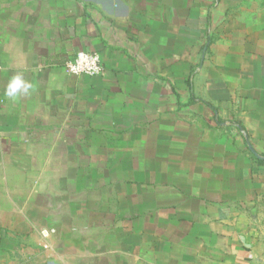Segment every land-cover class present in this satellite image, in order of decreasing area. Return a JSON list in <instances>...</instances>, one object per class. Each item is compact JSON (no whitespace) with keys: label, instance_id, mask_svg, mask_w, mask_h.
I'll list each match as a JSON object with an SVG mask.
<instances>
[{"label":"crops","instance_id":"crops-1","mask_svg":"<svg viewBox=\"0 0 264 264\" xmlns=\"http://www.w3.org/2000/svg\"><path fill=\"white\" fill-rule=\"evenodd\" d=\"M0 264H264V0H0Z\"/></svg>","mask_w":264,"mask_h":264},{"label":"built area","instance_id":"built-area-1","mask_svg":"<svg viewBox=\"0 0 264 264\" xmlns=\"http://www.w3.org/2000/svg\"><path fill=\"white\" fill-rule=\"evenodd\" d=\"M66 70L72 75H98L102 73L103 67L100 56L95 52L78 51L65 64ZM47 235V233H43Z\"/></svg>","mask_w":264,"mask_h":264},{"label":"clouds","instance_id":"clouds-1","mask_svg":"<svg viewBox=\"0 0 264 264\" xmlns=\"http://www.w3.org/2000/svg\"><path fill=\"white\" fill-rule=\"evenodd\" d=\"M32 85L24 80L20 75H15L7 84L4 95L11 101L15 102L21 96L30 95Z\"/></svg>","mask_w":264,"mask_h":264}]
</instances>
